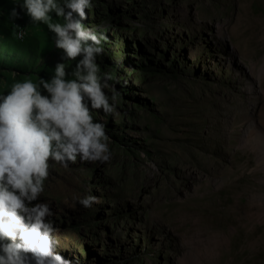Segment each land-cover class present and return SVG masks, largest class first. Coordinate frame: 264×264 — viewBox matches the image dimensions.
<instances>
[{"label":"rangeland","instance_id":"rangeland-1","mask_svg":"<svg viewBox=\"0 0 264 264\" xmlns=\"http://www.w3.org/2000/svg\"><path fill=\"white\" fill-rule=\"evenodd\" d=\"M22 4L0 0V95L50 80L58 63L72 79L82 58L68 60ZM85 11L106 37L104 91L118 94L111 114L91 113L111 158L50 161L31 206L49 204L56 251L72 264H264V0H92ZM88 195L97 202L84 208Z\"/></svg>","mask_w":264,"mask_h":264},{"label":"clouds","instance_id":"clouds-1","mask_svg":"<svg viewBox=\"0 0 264 264\" xmlns=\"http://www.w3.org/2000/svg\"><path fill=\"white\" fill-rule=\"evenodd\" d=\"M22 8L33 24H44L56 34V47L68 60L82 58L72 79L67 78L66 64L58 63L50 80L17 81L0 95V264H72L56 251L49 204L31 205L44 192L50 161L67 169L78 158L89 163L110 160L105 126L91 113L111 114L118 94L113 90L111 98L106 95L113 77L101 74L97 63L105 35L82 23L92 0H23ZM52 13L64 23H54ZM18 15L13 9L11 18ZM13 35L23 40L25 33ZM78 202L90 208L97 197Z\"/></svg>","mask_w":264,"mask_h":264},{"label":"bare ground","instance_id":"bare-ground-1","mask_svg":"<svg viewBox=\"0 0 264 264\" xmlns=\"http://www.w3.org/2000/svg\"><path fill=\"white\" fill-rule=\"evenodd\" d=\"M231 37H233V36H231ZM143 177V176H142ZM146 177V176H145ZM154 178V177H153ZM144 181H146V180H144ZM151 181V180H150ZM140 182H141V180H140ZM147 182V181H146ZM139 184V183H138ZM176 185V184H175ZM139 187V186H138ZM142 188V187H141ZM176 190V189H175ZM177 190H178V187H177ZM163 192H164V190H162ZM169 192V191H168ZM179 192V191H178ZM134 193V192H133ZM164 195V194H163ZM166 195V194H165ZM170 195V194H169ZM159 196V195H158ZM155 197V196H154ZM159 198V197H158ZM165 198V197H164ZM169 198V197H168ZM167 198V199H168ZM163 199V198H162ZM170 200H171V198H170ZM163 208V207H162ZM160 211V210H159ZM157 216V215H156ZM161 218V217H160ZM164 219V218H163Z\"/></svg>","mask_w":264,"mask_h":264}]
</instances>
